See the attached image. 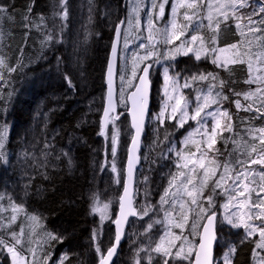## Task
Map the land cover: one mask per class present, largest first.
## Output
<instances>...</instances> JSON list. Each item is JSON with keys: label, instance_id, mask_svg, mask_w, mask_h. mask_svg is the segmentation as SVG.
Instances as JSON below:
<instances>
[{"label": "snow or ice", "instance_id": "6c2138e0", "mask_svg": "<svg viewBox=\"0 0 264 264\" xmlns=\"http://www.w3.org/2000/svg\"><path fill=\"white\" fill-rule=\"evenodd\" d=\"M169 3L170 0H147V3L137 0L125 20L119 21L113 29L111 59L106 68V102L99 135L110 141V167L117 173L118 184L121 181L115 163L119 148L116 121L123 113L117 108L121 105L127 107L129 102L132 134L127 148V179L122 184L119 215L114 220L115 242L106 250L96 245L99 264H111L121 240L122 226L128 218H143L150 212L156 213L158 218L148 225L146 231L151 230L153 224H159L163 231L154 246L139 250L148 253V264H152V253L160 258L157 264H233L232 258L237 251L235 245L229 246L221 259L215 256L220 222L232 228H243L245 239L254 245L251 250L254 264H264V126H250L241 134L235 130L233 114L223 107L224 102H231L237 112L244 111L251 114V119L264 120V2L253 7L252 0H172L166 20ZM32 6L30 3L27 7L24 26L39 28L29 21ZM12 7L14 5L0 3V39L3 22L14 18L10 13ZM181 17L182 22H178ZM63 18H67L66 8ZM229 22L234 24L240 39L219 47L221 26ZM133 33H136L134 39ZM51 39V35L46 37V40ZM130 43H135L138 51L132 54L129 64V57L121 52H127ZM178 55L194 57L197 62L209 61L217 69L229 73L233 71L231 66L243 65L247 71L244 83L256 87L237 92L230 82L220 79L217 72L196 71L183 76L172 71L171 63H165L174 61ZM118 61L123 62L119 68ZM157 65L163 68V89L160 109L152 113L149 108L150 76ZM21 66L19 61L16 65L11 64L10 58L0 50V92L7 87L6 76L10 77ZM117 77L119 93L114 87ZM68 83L71 85L70 79ZM202 84H206V89L199 87ZM184 89H193L195 97L189 99ZM230 95L235 97L231 101ZM241 97L247 103H242ZM152 121H155L157 133L166 124H171L173 129H183L192 121L195 127L189 125L191 130L179 141L180 147L170 141L169 133L165 132L162 140L157 135V143L168 144L164 158L171 160L172 155L175 156L174 170L169 171L167 187L158 202L152 204L146 200L137 207L129 185L134 181L136 165L140 161L141 137L146 125ZM109 125L114 129L110 137ZM8 136L9 126L6 122L0 124V164L3 165L9 163L5 151ZM221 142L224 152L217 148ZM229 143L232 144L230 151ZM44 146L51 147L48 142ZM217 197L224 200L219 205L224 210L222 221L218 217ZM4 200L5 197L0 196V251L10 255L11 264H49L52 256L45 251V245L49 241L62 242L63 237L45 233L47 239L41 242L33 238L34 226H29L27 232L24 227L14 230L13 225L21 212L32 222H38L39 217L28 216L23 205L11 197L5 207ZM93 200L92 210L95 212L98 210L95 197ZM103 207L107 210L108 205ZM9 208L11 214L5 216ZM96 235L94 233V239ZM66 258L61 256L58 264H64ZM53 264L57 262L53 261ZM136 264H140L139 259Z\"/></svg>", "mask_w": 264, "mask_h": 264}, {"label": "trees", "instance_id": "16d2710c", "mask_svg": "<svg viewBox=\"0 0 264 264\" xmlns=\"http://www.w3.org/2000/svg\"><path fill=\"white\" fill-rule=\"evenodd\" d=\"M0 3L14 5L10 8L14 18L2 24L0 50L10 58L11 64L16 65L19 61L22 65L10 77L6 76L7 87L0 92V124L6 122L9 126L5 147L9 163L0 164V196L5 197L3 203L6 207L8 197H11L23 205L28 216H38L47 231L63 237L62 242L53 241L56 255L52 256L51 262L65 253L64 264H98L100 257L96 245L106 250L115 238L114 220L124 181L123 172L121 183L116 184L115 175L107 164L111 156L108 151L110 141L99 135V131L106 102V68L114 40L113 29L128 16L130 1L0 0ZM30 3L33 6L29 21L39 28L24 26L23 17ZM65 8L66 19L63 18ZM204 34L207 35V31ZM49 35L52 39L46 40ZM239 39L234 24L222 25L219 47L236 43ZM132 48L131 52L138 51L135 43ZM183 61L192 62L191 66L196 67L194 71L190 67L188 72L181 74L183 76L196 71L217 72L220 79L230 82L237 92L256 87L244 83L247 71L243 65L231 66L233 71L229 73L217 69L209 61L197 62L191 56L182 57L177 66L180 67ZM160 72L154 70L151 74L152 113L157 108L159 111L161 104L163 77ZM199 87L206 89V84ZM183 91L189 99L196 95L194 90ZM234 98L230 95V101ZM241 102L247 103L242 97ZM223 107L233 114L235 130L241 134L250 126H264V120L251 119V114L244 111L237 112L231 102H224ZM127 110L128 106H119V112L123 114L116 121L122 169L132 134ZM113 130L109 125V137ZM183 130L166 124L157 133L152 124L147 125L142 164L136 178L142 191L139 198H135L137 207L146 200L156 204L167 187L169 171L174 170L175 156L172 155L171 160L164 158L168 144L157 143V135L162 140L167 132L170 141L175 143L183 138ZM45 142L51 147L45 148ZM231 149L229 143L228 150ZM222 150L225 151L223 143ZM146 155L147 163L143 160ZM93 197L95 204L98 200L110 201L111 215L103 225L98 213L92 210ZM223 202L222 197H217L221 221L222 208L219 205ZM10 214L9 208L4 215ZM156 218L157 214L150 212L144 218L138 216L131 220L114 264H134L138 249L152 231L146 229ZM13 229L18 230V220ZM217 229V259H221L229 246L235 245L237 251L232 258L233 264H254L251 255L254 245L245 239L243 228H232L220 222ZM94 233L97 234L95 239ZM0 260L1 264H11L6 251H0Z\"/></svg>", "mask_w": 264, "mask_h": 264}, {"label": "rangeland", "instance_id": "374dc122", "mask_svg": "<svg viewBox=\"0 0 264 264\" xmlns=\"http://www.w3.org/2000/svg\"><path fill=\"white\" fill-rule=\"evenodd\" d=\"M130 1V11L131 9L135 6V4L137 3V0H129ZM257 3H255L254 5L258 6L259 5V2L258 0H256ZM145 3H147V0H145ZM172 3V0H170V3H169V6L166 7V20L169 18V15H170V5ZM183 10H181L182 12ZM141 17L143 19V13H141ZM178 22H182V17L180 19H178ZM222 28V26H221ZM228 29V28H227ZM136 36V33H133V39L135 38ZM219 39H220V35H219ZM179 43V42H177ZM134 43H130V46H129V49L127 52H121L122 55L124 56H128L129 57V61L130 58H131V55L134 53V52H131L133 50L132 48V45ZM183 55H178L176 57V59L174 61H171V62H165V63H171L173 65V68H172V71H174V68H175V62L179 59V58H182ZM122 61H120V64H121ZM159 65L156 66V70L158 71H161V75L163 73V68L162 67H159ZM120 83V82H119ZM162 85H163V78H162ZM163 89V87H162ZM162 89H161V93H162ZM188 91L192 92L193 89H187ZM161 105V104H160ZM159 106V105H158ZM158 112V108L157 110L154 112L156 113ZM150 124L153 125V127L155 128V121H152ZM189 125H191L192 127H195L193 125H195L192 121H189V124H186L185 127L181 130L185 131L184 133L182 132V135L184 134V136L187 134V131L191 130ZM111 127V125H110ZM116 128H117V125H116ZM183 136V137H184ZM105 138V137H104ZM183 139V138H181ZM180 139V140H181ZM179 140V141H180ZM179 141H176L174 144L177 146V147H180V144H179ZM147 148V151H149V148ZM217 148H219L221 150V152H223L222 150V143H218L217 144ZM120 148H118V152H117V156H116V159H115V163L117 165V169H118V172H119V178H120V181H121V177H122V173L124 172L125 170V165H124V169H122V166L120 165V160H121V157H120ZM147 155L146 157L143 159L144 162H148V159H147ZM112 163V157L110 156L109 157V161L107 162L108 166H109V169L111 170V165ZM126 163V162H125ZM112 171V170H111ZM114 173V172H113ZM115 175V179H116V184L117 183V173H114ZM138 182V181H137ZM120 184V183H119ZM141 188L138 186V184H136V193H135V198H139V195L141 193ZM110 201H102V200H98L96 202V207H97V213L98 215L100 216V219H101V223L102 225L108 220L109 216L111 215V212H110V205H109ZM107 204L108 205V208L107 210L104 209V205ZM144 203H141V205H143ZM5 206V205H4ZM6 207V206H5ZM223 209H222V213H223ZM23 214V215H22ZM102 214H104V218L102 219ZM162 215V214H161ZM31 216V215H30ZM144 218V217H143ZM29 226H34L35 228V235H34V239L37 240V241H43V240H46L47 239V236L45 235V233H51L49 231H47V229L45 228V224L42 222V220H38V222H32L28 219L25 218V214L24 213H20L19 216H18V230L19 231V228L20 227H24L25 228V231L27 232L28 229H29ZM158 226V227H157ZM162 231L163 229L161 228V226L159 224H156L152 227V231L150 232V234L148 235L147 237V240L145 242H143L140 246V248L138 249V255L136 256L135 258V262L134 264H136V260L139 259L140 260V264H148V253L146 251H139L140 249H147L149 248L150 246H154L155 242L158 241L159 239V236L162 234ZM176 231V230H175ZM187 234V233H186ZM179 243V242H177ZM35 247V245H33ZM49 249V250H48ZM45 251H52L51 252V256H55L56 255V246L54 245L53 241H49L47 245H45ZM59 256H65V253H61L59 254ZM152 256H153V261H152V264H155V262L158 261V259H160L159 257L156 256L155 253H152ZM52 261V260H51ZM49 261V264H53V262ZM55 262H57L58 264V261H59V257L57 259L54 260Z\"/></svg>", "mask_w": 264, "mask_h": 264}, {"label": "water", "instance_id": "95a60500", "mask_svg": "<svg viewBox=\"0 0 264 264\" xmlns=\"http://www.w3.org/2000/svg\"><path fill=\"white\" fill-rule=\"evenodd\" d=\"M114 41V40H113ZM111 59V52H110V56H109V60ZM109 62V61H108ZM119 65H120V61H118V68H119ZM151 74H152V70H151ZM150 78H151V76H150ZM151 80H152V78H151ZM118 82H119V79H118V77H117V79L115 80V84H114V87H115V91L117 92V93H119V86H118ZM152 92H153V82H152ZM128 108H130V102H129V104H128ZM149 108H150V112L152 111V93H151V100H150V105H149ZM117 111L119 112V106H118V108H117ZM127 112H128V110H127ZM129 115V114H128ZM129 118H130V127H131V116L129 115ZM148 125V124H147ZM147 125H146V127H145V131H144V133H143V135H142V137H141V143H140V150H139V154H140V161H139V163L136 165V171H135V174H134V181L129 185V187H130V191L132 192V194H133V196H134V205L136 206V203H135V193H136V178H137V174H138V171H139V169H140V167H141V164H142V149H143V141H144V135H145V132H146V129H147ZM126 166H127V155H126V163H125V170H124V181L127 179V177H126ZM123 181V182H124ZM123 194V188H122V193H121V195ZM120 195V196H121ZM119 215V205H118V209H117V214H116V216H115V218L117 217ZM138 216H130L129 218H128V220H127V222L122 226V236H121V240H120V243H119V245H118V247H117V253H116V255H114L113 257H112V262H111V264H114L115 263V260L117 259V257H118V254H119V252H120V249H121V247H122V245L124 244V242H125V239H126V234H127V230H128V227H129V225H130V222H131V220L132 219H134V218H137ZM217 227H218V225H217ZM114 231H115V233H116V225H115V223H114ZM115 242V238H114V241H113V243ZM216 247H217V244L215 245V256H216ZM0 264H1V260H0ZM98 264H99V262H98Z\"/></svg>", "mask_w": 264, "mask_h": 264}, {"label": "flooded vegetation", "instance_id": "af4514ba", "mask_svg": "<svg viewBox=\"0 0 264 264\" xmlns=\"http://www.w3.org/2000/svg\"><path fill=\"white\" fill-rule=\"evenodd\" d=\"M183 57H184V56H183ZM181 59H182V58H179V59L175 62V68H174V71H180V74H183L184 72H188V71L190 70V67L192 68V71L196 70V67H195L194 64L191 66L192 62H185V61H183L182 64H181V66L178 67L177 64H178V62H179ZM154 70H155V71H158V70H156V69L153 67L152 71H154Z\"/></svg>", "mask_w": 264, "mask_h": 264}, {"label": "crops", "instance_id": "0c3cea01", "mask_svg": "<svg viewBox=\"0 0 264 264\" xmlns=\"http://www.w3.org/2000/svg\"><path fill=\"white\" fill-rule=\"evenodd\" d=\"M252 4H253V1H252ZM253 7H256V5L253 4ZM246 11H247V10H246ZM227 45H229V44H227ZM227 45H226V46H227ZM223 47H225V46H223ZM254 89H255V88H254ZM254 89H253V90H254Z\"/></svg>", "mask_w": 264, "mask_h": 264}, {"label": "built area", "instance_id": "2783aa9c", "mask_svg": "<svg viewBox=\"0 0 264 264\" xmlns=\"http://www.w3.org/2000/svg\"><path fill=\"white\" fill-rule=\"evenodd\" d=\"M259 3L264 2V0H258Z\"/></svg>", "mask_w": 264, "mask_h": 264}]
</instances>
